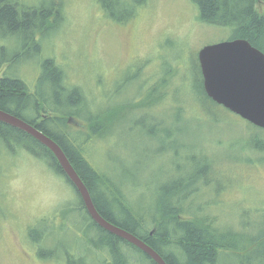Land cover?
<instances>
[{
	"label": "rangeland",
	"instance_id": "rangeland-1",
	"mask_svg": "<svg viewBox=\"0 0 264 264\" xmlns=\"http://www.w3.org/2000/svg\"><path fill=\"white\" fill-rule=\"evenodd\" d=\"M43 1L20 0L33 6ZM55 2L61 4L63 26L58 31L59 23L56 22L55 26L45 30L41 42L44 55L55 58L67 70L72 81L87 82L89 88L84 87L94 94L97 101L101 100V106H109L113 110L124 107L129 114L121 119L116 130L107 133L106 141L94 138V142L104 143L105 150L100 149L99 154L90 153L89 157L106 175L117 178L123 175L137 183V189L128 195L135 209L146 205L148 194L158 188L159 182L178 173V165H184V169L186 166L187 169L193 168L194 163L188 155H194L198 160L204 151L214 160L213 173L207 175L215 182L211 190L206 188L204 195L197 197V203L206 205V210L219 224H223L227 217L235 218L234 224L239 229L246 224L256 226L263 222L264 129L222 105L211 104L204 99L198 87L195 61L199 48L228 39L229 31L200 23L191 0H147L143 7L138 5L134 8V11H140L138 15L125 23H115L107 18L105 11L109 8L125 16L120 4L113 5L114 0H105L107 6L96 0ZM5 35L0 30V72L6 69L30 83L37 77L43 58L36 57L35 51L31 50L12 61L16 46L22 39ZM33 60L38 64L31 62ZM165 61L173 62L176 68L162 74L169 68L162 64ZM95 74L96 78L93 77ZM160 77L171 81L159 86L158 91L165 90L167 97L176 91L174 98L179 99L170 98L169 101L165 96L164 100L171 102L174 109L167 106L160 110L162 107L159 106L156 108L160 110L159 116L152 112L154 116L147 118L152 107H141V94L138 92L141 87L155 84ZM102 82H105L103 86ZM192 98L196 99L200 109V124L191 121L183 112L178 114L179 109L175 106L190 110L195 105ZM207 106L212 110L207 111ZM156 120H165L175 130L176 137L166 144L164 155L151 160L146 173L143 169L147 161H144L145 165L141 164L135 153L142 145L159 146L151 140L149 133L150 125ZM77 122H69L66 129L71 132L88 131L89 126L83 125L82 120ZM0 146V264H61L63 247L73 242L80 247L84 242L79 230L68 228L60 231L58 227L61 222L58 209L65 208L61 206L62 201L67 197L71 205L77 203V194L62 176L52 172L17 140H0ZM215 186L220 188L218 195L224 187L220 202L215 195ZM45 224L55 228L50 230ZM28 227L29 230L43 232V236L49 231L40 244L41 256L38 255L39 246L28 239ZM255 230L254 226L245 228L248 233ZM128 250L133 253V250Z\"/></svg>",
	"mask_w": 264,
	"mask_h": 264
},
{
	"label": "trees",
	"instance_id": "trees-1",
	"mask_svg": "<svg viewBox=\"0 0 264 264\" xmlns=\"http://www.w3.org/2000/svg\"><path fill=\"white\" fill-rule=\"evenodd\" d=\"M45 1L47 3H44ZM104 1L96 0L97 3L107 6ZM146 1L114 0L113 5L120 4L125 16L116 14L109 8L110 10L105 11L107 18L115 23H125L138 15L140 11H134V8L138 5L143 7ZM191 1L197 10L200 23L228 30V39H246L264 52V0ZM63 20L61 4H57L55 0H44L36 6L26 5L20 0H0V30L6 33L5 36L9 34L18 40L22 39L16 46L12 61L31 50L35 51L36 57L43 58L34 82L30 80L28 83L6 69L0 72V109L20 117L54 140L86 185L98 212L109 222L142 239L157 251L167 264H264V221L256 226L252 223L246 224L241 229L235 226V218L227 217L223 224H219L216 223L215 216L206 210V205L197 203V197L204 195L206 188L211 190V185L215 182L207 175L213 173L214 165V160L208 153L203 151L204 155H199L198 160L194 155H188V159L194 163L193 168L187 169L186 166L184 169V165H178V173L159 182L158 188L148 194L146 205L142 204L138 209L128 200L129 193L137 189V183H133L130 177L121 175L119 170V178L106 175V172L92 163L90 153L93 155L94 152H100V149L105 150L104 143L94 142V138L106 141L107 133L116 130L121 119L129 114L124 107L113 110L109 106H101V100L97 101L94 94L86 90V87L89 88L87 82L83 84L72 81L67 70L61 67L55 58L44 55L41 42L45 30L58 22L59 31ZM58 31L56 33H59ZM31 62L38 64L36 60ZM170 62L162 63L169 66L162 74L172 71L175 67V64ZM195 65L199 92L205 100L217 105L204 91L197 57ZM93 77L96 78L97 75ZM167 81L171 79L160 77L155 84L141 87L138 92L141 94V107H152L147 118L154 116L152 112L159 116V111L167 106L171 110L174 109L171 102L164 100L165 96L167 97L165 90L158 91L159 86L165 85ZM104 84L105 82H102L101 86ZM174 95L167 97V100L179 99L174 98ZM192 99L195 105L193 104L190 110L181 105L175 106L179 109L178 114L183 112L184 116L192 119L191 121L200 124V109L196 99ZM160 100L162 101L159 103ZM157 103L159 104L156 105ZM159 106L162 109L157 111ZM210 109L212 110L207 106L206 110ZM78 119L84 122L83 125L89 126L87 132H71L66 129L69 122H77ZM174 127L176 128L175 125ZM150 128L149 133L153 138L151 140L159 146L151 148L142 145L136 150L135 156L138 157L135 158L143 165L144 161L148 163L143 172L149 168L153 158L164 155V147L171 138L176 137L175 130L167 125L165 120H156ZM113 134H116V131ZM8 139L17 140L31 155L41 159L52 172L67 180L77 194V203L71 205L67 197L62 201L61 206L65 208L61 211L58 209L61 216L58 227L60 231H67L68 228L79 230L84 242L80 247L75 242L63 247L61 264H156L138 247L100 227L88 215L78 192L50 149L26 132L0 122V140L6 142ZM89 143L90 147L86 148ZM214 191L220 202L221 193L217 194L220 188L215 186ZM70 214L74 216L71 217ZM45 225L50 230L55 228L49 224ZM252 226L256 228L255 232H245V228ZM29 227L28 239L32 244L39 246L38 255L41 256L43 251L40 244L49 231L43 236V232L29 230ZM128 249L133 250L134 254ZM50 253L51 251L48 252Z\"/></svg>",
	"mask_w": 264,
	"mask_h": 264
},
{
	"label": "water",
	"instance_id": "water-1",
	"mask_svg": "<svg viewBox=\"0 0 264 264\" xmlns=\"http://www.w3.org/2000/svg\"><path fill=\"white\" fill-rule=\"evenodd\" d=\"M203 88L217 104L264 129V52L248 40L232 38L205 44L197 52ZM0 122L20 129L52 151L78 192L88 215L102 228L138 247L156 264H167L142 239L106 220L61 147L35 126L0 109Z\"/></svg>",
	"mask_w": 264,
	"mask_h": 264
},
{
	"label": "flooded vegetation",
	"instance_id": "flooded-vegetation-1",
	"mask_svg": "<svg viewBox=\"0 0 264 264\" xmlns=\"http://www.w3.org/2000/svg\"><path fill=\"white\" fill-rule=\"evenodd\" d=\"M66 182H68L67 180H66ZM69 183V182H68Z\"/></svg>",
	"mask_w": 264,
	"mask_h": 264
}]
</instances>
